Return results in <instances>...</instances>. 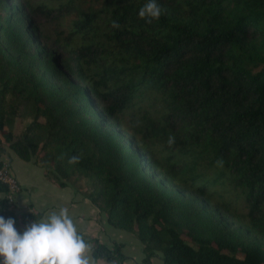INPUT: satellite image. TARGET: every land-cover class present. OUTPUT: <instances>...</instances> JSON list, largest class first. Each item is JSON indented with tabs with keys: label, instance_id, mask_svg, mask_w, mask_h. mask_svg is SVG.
Wrapping results in <instances>:
<instances>
[{
	"label": "trees",
	"instance_id": "trees-1",
	"mask_svg": "<svg viewBox=\"0 0 264 264\" xmlns=\"http://www.w3.org/2000/svg\"><path fill=\"white\" fill-rule=\"evenodd\" d=\"M146 2L0 0V169L5 142L83 189L141 264H264V0H157L152 23ZM37 13L62 21L46 36ZM16 117L32 121L15 138ZM7 195L0 180L18 231L40 220ZM78 233L94 258L128 259Z\"/></svg>",
	"mask_w": 264,
	"mask_h": 264
},
{
	"label": "clouds",
	"instance_id": "clouds-1",
	"mask_svg": "<svg viewBox=\"0 0 264 264\" xmlns=\"http://www.w3.org/2000/svg\"><path fill=\"white\" fill-rule=\"evenodd\" d=\"M161 15L157 0H147L138 12L147 23L159 20ZM112 27L120 25L113 21ZM174 143L175 138L169 136L168 146ZM69 162H76V158ZM223 163L222 159L216 161L218 167H223ZM15 225L13 217L0 215V264H96L91 245L78 233L66 208L26 224L23 232Z\"/></svg>",
	"mask_w": 264,
	"mask_h": 264
},
{
	"label": "crops",
	"instance_id": "crops-1",
	"mask_svg": "<svg viewBox=\"0 0 264 264\" xmlns=\"http://www.w3.org/2000/svg\"><path fill=\"white\" fill-rule=\"evenodd\" d=\"M7 163L10 173L17 180L19 187L26 188L24 183L26 179L16 172L12 166L11 158ZM40 182L46 188V193L40 195L36 200L21 198L20 190L14 195L13 201L17 213L40 212L42 214L40 219H42L53 211L59 212L61 208H66L73 218L78 232L95 236L106 245H111L114 241L122 243V252L128 257L122 264H141L144 254L140 241L128 231L112 226L107 220L106 213L101 211L83 193V189L78 190L70 184L59 186L45 176L41 178ZM94 259L96 264H108L104 259ZM155 260H159L160 263H156ZM160 260L158 256H155L151 259L150 264H163Z\"/></svg>",
	"mask_w": 264,
	"mask_h": 264
},
{
	"label": "rangeland",
	"instance_id": "rangeland-1",
	"mask_svg": "<svg viewBox=\"0 0 264 264\" xmlns=\"http://www.w3.org/2000/svg\"><path fill=\"white\" fill-rule=\"evenodd\" d=\"M31 2H43L45 0H30ZM83 1V8L86 10L89 9H96L99 6H101L103 0H82ZM50 5H54V0H50ZM34 22L38 24L41 29H45L46 36L48 32L54 28H56L57 23L59 21H62L60 18H51L50 16L43 15L40 13H37L33 17ZM47 42H51L50 39H45ZM32 121V117H28L26 119H22L20 117H16L14 120V123L11 127V130L16 137L20 136L22 130ZM130 130V129H129ZM4 153L2 154V160L4 165H8L9 158H11L12 166L18 172V174L23 175L25 180V186L26 188H20L19 196L21 198H27V200H36L40 195L46 193V188L41 184L40 180L44 175L43 168L35 165L32 161H26L21 158H19L16 154H14V151L8 146L7 143L4 142L3 145ZM41 156V154H39ZM46 177V176H45ZM156 263H160L159 260H155ZM161 263H163L162 260H160ZM164 264V263H163Z\"/></svg>",
	"mask_w": 264,
	"mask_h": 264
},
{
	"label": "built area",
	"instance_id": "built-area-1",
	"mask_svg": "<svg viewBox=\"0 0 264 264\" xmlns=\"http://www.w3.org/2000/svg\"><path fill=\"white\" fill-rule=\"evenodd\" d=\"M0 180L8 185V198L13 201L14 195L20 190L15 177L10 173L8 165H4L0 169Z\"/></svg>",
	"mask_w": 264,
	"mask_h": 264
}]
</instances>
